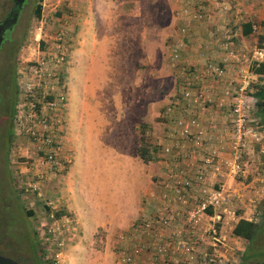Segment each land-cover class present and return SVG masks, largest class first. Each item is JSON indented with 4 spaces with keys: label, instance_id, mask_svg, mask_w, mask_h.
Listing matches in <instances>:
<instances>
[{
    "label": "rangeland",
    "instance_id": "374dc122",
    "mask_svg": "<svg viewBox=\"0 0 264 264\" xmlns=\"http://www.w3.org/2000/svg\"><path fill=\"white\" fill-rule=\"evenodd\" d=\"M8 1L0 0V10ZM120 2L121 0H103V5L113 6ZM177 2L178 0H126L125 4L131 8L143 9L137 15V25L128 27L130 36L136 38L137 46L139 40L137 50L143 51V54L144 51L148 52L147 61L139 59L137 63L139 77H142L136 81L131 76L128 83L131 89H136L133 95L135 106L136 101L139 100L141 106L157 107L159 115L155 120L163 118L162 107L167 106L173 96L178 94V83L181 80L176 74L177 67H173L169 60L170 43L175 35V32H172L174 21L171 9ZM227 2L233 8H240V14L250 13L252 22L259 24L264 21V0H227ZM36 4L37 0H26L15 30L17 34L22 32L24 38L23 43H20L18 59L34 43L35 29L39 23V19L36 20L33 15ZM80 6V1L75 0H42L45 31L52 33L59 19L72 17L74 9ZM253 12L258 14L252 15ZM132 17L133 15L127 18ZM248 19L246 17V20ZM259 32L260 29L257 27L253 36L244 43L247 50L258 42ZM70 48L72 50L75 47L72 45ZM71 59L69 55L64 77L68 86V109L65 119L66 135L76 149V141L82 143V129H78L82 106H100L107 114L108 108L115 107L117 111L120 106L134 105L128 103L122 96L125 87L121 88L122 93L113 94L114 97L103 94L116 83L106 77L113 69L112 66L109 70L111 64L104 65V70L100 72L95 70L97 88L101 90L97 103L88 101L87 98L81 99L78 84L82 76V67L75 70ZM19 66L20 64L17 63L16 79ZM73 82H76L74 87L71 86ZM260 83L264 81L251 76L250 87L254 88ZM148 102L152 105L147 104ZM253 114L259 119L251 116V126L260 134L264 133V126L260 122L257 109ZM146 115L143 122L141 120L142 123L137 124V137L132 143L131 140L128 141L130 137L124 142L122 137L114 141L111 138L110 142L105 141L104 135L110 128L104 127L102 128L104 133L98 139L94 138V142L85 145L87 154L91 156L90 168L97 171L93 179L95 181L89 182L92 180L91 175L86 177V181L83 177L73 175L81 168V162H78L81 157L76 149L73 150L75 154L70 166L71 170L69 168L71 175L68 173L69 170L48 174L45 179L39 181L37 188L28 187V183H36L37 178L32 167L34 164L32 155L27 149L25 140L14 134L12 119L13 137L8 141L7 123L0 121V232H4V234L0 233L1 241L4 240L2 235L13 236L24 253H29L28 245L30 240H33L38 254H40L39 250L43 249L45 260H52L54 264H122L118 259L122 246L120 238H124L127 242L125 247L131 244L132 238H129L128 234L134 228V223L152 214L159 199L165 173L168 169L179 166L178 158L162 156L159 151L158 146L161 144L159 138L163 139L166 133L164 127L159 130L161 121L146 122L144 120L148 121L151 114L148 112ZM125 117L127 119L128 115ZM122 119L124 120V117ZM119 122H122L121 119ZM142 140L152 150L153 160L149 163H144L137 154V148ZM262 150L264 151V138L259 143L252 144L247 150L243 158L242 174L233 179L221 180L229 196V203L219 210L222 222L217 226L221 236L234 248V259L237 264L264 261L262 234L254 245L259 255L255 261L244 260L247 243L240 239L231 240L229 235V226L236 220L232 214H240L254 221H260L262 216L261 206L264 202ZM94 155L99 156L93 159ZM63 212L66 214L56 217V214ZM134 240H144L143 235L139 234ZM0 255L26 264L19 259L14 249L4 250L0 245ZM132 264H146V262L141 257Z\"/></svg>",
    "mask_w": 264,
    "mask_h": 264
},
{
    "label": "built area",
    "instance_id": "2783aa9c",
    "mask_svg": "<svg viewBox=\"0 0 264 264\" xmlns=\"http://www.w3.org/2000/svg\"><path fill=\"white\" fill-rule=\"evenodd\" d=\"M172 12L176 29L169 60L181 80L178 94L163 111L171 121L158 147L162 156L178 158L179 166L165 173L152 214L134 224L128 234L131 244L125 247L127 242L120 238L118 259L122 264L141 257L146 264H237L234 248L217 226L222 222L219 210L229 203L221 180L242 174L244 155L262 140L251 126L255 100L249 94V65L264 62V49L255 43L247 50L237 41L233 19L241 10L227 0H178ZM70 19H59L49 34L41 11L34 43L18 60L13 129L32 155L37 181L28 183L29 188H37L48 174L66 172L72 163L64 79L72 42ZM202 25L211 38L197 48L195 32ZM209 50L215 52L214 57L207 55ZM224 77L229 78L228 85L216 94L215 85ZM213 105L230 108L229 128L214 138L219 144L224 140L226 148L208 144L209 130L201 114ZM175 112L187 115L172 119ZM139 234L144 240H134Z\"/></svg>",
    "mask_w": 264,
    "mask_h": 264
},
{
    "label": "crops",
    "instance_id": "0c3cea01",
    "mask_svg": "<svg viewBox=\"0 0 264 264\" xmlns=\"http://www.w3.org/2000/svg\"><path fill=\"white\" fill-rule=\"evenodd\" d=\"M75 1H80L81 6L76 7L74 9L73 15L70 20L72 28L71 47L73 45L75 48H72V50L70 48L69 55H71L72 57L71 61L75 66V70L81 69L82 67V76H80V84H78L80 98H87L88 101L91 100V102L97 103V100H99V95L101 94V90H98L97 88V81L95 80V70L97 72H100L101 70H104V65L111 64L109 70H111L112 66L113 69L109 71L106 77H108L110 81H115L116 83H114L111 89L107 90L103 94H110L114 97L113 94L116 93L115 95H117L118 92H121V88L125 87L124 94L121 92L122 96L126 98L128 103L134 105L120 106V109H118L117 111L115 107H113V109L108 108L107 114H105L104 110H102L100 106H82L81 115H79L78 118V129H82V143H79L80 141L78 140L76 141V149L79 153V156L81 157L80 160L78 159V162H81V168L80 170H78V172L76 171L73 175L79 178L83 177L84 181H86V177L88 178V176L91 175L92 180H89V182H91L95 181L93 179L95 172L97 171L93 168H90L91 156L87 154L88 152L86 151L85 145L94 142V138L98 139L100 135L104 133L102 128H110L106 135H104L105 141L108 142L111 138L113 139L112 141H114L116 138L122 137V140L124 142L127 140L128 137H130L131 139L129 138L128 141L131 140L132 143L134 140H136L137 137V124L143 122V118L145 119V117H147L146 114H148V112H150L151 114L150 119L148 121H144L150 123L153 121H155L156 123L157 121H161L159 130H162V127H164V130H166V125H168L167 122L169 121V119L163 116V118H160V120H155V118L159 115L156 106H141L139 100L136 101L135 106V103L133 101V95L136 92V89H131L130 84L128 83V79L131 76H133V79H135L136 81L142 77H139L137 63L139 59L142 61H147L146 58H148L147 51H144L145 53L143 54V51L137 50V48L139 47V40H137V46L135 43L136 38L133 39V36H130V31L128 27H134L137 25V15L143 11L142 7L131 8L125 5L126 0H121L119 4L113 6H104L103 0ZM175 6L176 5L174 4L172 5L171 11ZM145 11H148L147 8H145ZM256 14L258 13L253 12L252 15ZM260 14L261 13H259V15ZM131 15H133L132 18H127ZM246 17H248L249 19L246 20ZM251 19L252 18L250 16V13L247 12L234 17L233 23L235 25V30L237 31V41L243 43L248 41L249 37H245L242 35L241 26L245 23L252 22ZM173 21L174 26L172 32H175L176 22L174 18ZM195 35L196 38L198 37L197 39L199 41L197 45H195L197 48L204 47L205 42L211 38L207 27L204 25L196 28ZM207 55L212 58L215 56V52L209 50L207 52ZM189 58L194 59L195 53L189 54ZM190 59L187 60L191 61ZM145 65L147 64L145 63ZM228 82L229 78L224 77L223 80L220 81V83H217L215 85L216 94L219 93L220 90L225 88V86L228 85ZM71 86H76V82H73ZM251 89L252 88L250 87V92ZM147 104L152 105L151 102H148ZM165 108L166 106L162 107V109L164 110ZM229 110L230 108L227 107L218 108L216 105H213L209 106L206 110L202 112L201 116L202 121H204L203 124L209 130L208 144L210 147L226 148L227 143L224 140L222 143L219 144L214 140V138L219 136L222 130L229 128L230 123L227 116ZM255 111L256 107L254 106L251 109L250 117L252 116V118L259 119L257 115L253 114ZM126 115H128L127 119L125 117ZM142 115H144V117H142ZM186 115L187 113L184 112H175L172 118L177 119L178 117ZM122 117H124V120L122 119ZM120 119L122 122H119ZM261 137L264 138V133L261 134ZM67 141L69 142V147L71 149L73 163V158L75 154V152L73 154V150L75 151L76 149L73 148V146L71 145L72 143L70 142L71 140L68 137ZM159 141L163 143L165 141L164 137L163 139L159 138ZM124 148H126V146ZM224 154V151L223 153H220L221 156ZM95 156L99 155H94L93 159L95 158ZM102 158H104L103 155ZM70 170L68 171V173L70 172ZM69 175H71V173H69ZM232 215L235 217L236 220H234L233 223H231V226H229V235L231 237V240H236V238L231 236V231L234 224L240 218L246 220L249 219L244 216H241L240 214Z\"/></svg>",
    "mask_w": 264,
    "mask_h": 264
},
{
    "label": "trees",
    "instance_id": "16d2710c",
    "mask_svg": "<svg viewBox=\"0 0 264 264\" xmlns=\"http://www.w3.org/2000/svg\"><path fill=\"white\" fill-rule=\"evenodd\" d=\"M41 2L42 0H37V4L34 9V18L36 20L40 19L41 16ZM257 27L260 29V32L258 34V47L264 49V21L260 22L259 24L254 22L245 23L241 26V32L242 35L245 37L253 36L255 30ZM23 39L20 41V43H23ZM20 47V46H19ZM249 73L251 76H255L258 78L259 81H264V62H252L249 65ZM65 77V75H64ZM252 88V87H251ZM250 96L255 100V107L257 109V112L260 115V122L264 126V83L257 84L254 86V88L251 89ZM18 98V87L14 96V100L12 103L11 108V115L9 117V124L11 132L9 134L10 140H12L13 137V131H12V119L14 118L15 114V104ZM137 154L139 158L144 163H149L153 160L152 150L150 147L143 142V140L140 142L139 147L137 148ZM262 216L260 218V221H254V220H246L243 218H240L233 226L231 231V236L243 240L247 243V248L244 253V260H256L258 259V253L255 249L254 245L258 241L261 234L264 236V202L261 206ZM31 214V212H28ZM66 213H60L56 214V217L59 218L61 215H65ZM138 222H135L136 224ZM3 233L4 232H0ZM2 235V234H1ZM4 240L1 241L0 239V245L2 246V249L4 250H15L16 255L19 257V259L26 262V264H54V261L52 260H45V251L39 250L36 251L35 242L33 240H30V243L28 245L29 253H24L22 248L17 244L16 239H14L13 236H4ZM1 238V236H0ZM11 238V239H10ZM255 249V250H254ZM21 250V251H20Z\"/></svg>",
    "mask_w": 264,
    "mask_h": 264
},
{
    "label": "flooded vegetation",
    "instance_id": "af4514ba",
    "mask_svg": "<svg viewBox=\"0 0 264 264\" xmlns=\"http://www.w3.org/2000/svg\"><path fill=\"white\" fill-rule=\"evenodd\" d=\"M26 4L19 9L17 0L5 2L0 10V121L7 123L6 134L10 141L9 117L17 90L16 64L20 40L23 33H16V27Z\"/></svg>",
    "mask_w": 264,
    "mask_h": 264
},
{
    "label": "water",
    "instance_id": "95a60500",
    "mask_svg": "<svg viewBox=\"0 0 264 264\" xmlns=\"http://www.w3.org/2000/svg\"><path fill=\"white\" fill-rule=\"evenodd\" d=\"M23 2H24V0H17V5H18L19 9L22 8ZM0 264H22V263H18L9 257H5V256L0 255ZM253 264H264V261L253 263Z\"/></svg>",
    "mask_w": 264,
    "mask_h": 264
}]
</instances>
